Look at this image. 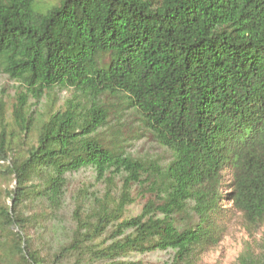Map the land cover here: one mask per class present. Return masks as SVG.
<instances>
[{
    "label": "trees",
    "instance_id": "1",
    "mask_svg": "<svg viewBox=\"0 0 264 264\" xmlns=\"http://www.w3.org/2000/svg\"><path fill=\"white\" fill-rule=\"evenodd\" d=\"M0 79V264H198L224 199L264 224V0H0Z\"/></svg>",
    "mask_w": 264,
    "mask_h": 264
},
{
    "label": "rangeland",
    "instance_id": "2",
    "mask_svg": "<svg viewBox=\"0 0 264 264\" xmlns=\"http://www.w3.org/2000/svg\"><path fill=\"white\" fill-rule=\"evenodd\" d=\"M13 84L0 79V101L3 99L6 102V117L9 115V106L13 101L12 97ZM64 93H55L51 95L49 101L55 105V107L61 105L64 97ZM117 117V115H114ZM112 119L114 128H111L107 135L110 138L112 134L117 131L118 138L124 140L126 150L138 157H157L159 159H165L167 154L159 148L153 140L136 129L132 124V119L126 116L122 117L120 124H116V119ZM114 139V138H113ZM5 164H0V205H9V200L5 197V189H12L14 182L9 179L4 171ZM90 172H82L72 177L74 186H80L82 184H88L92 182ZM221 196L227 195V190L220 191ZM146 201L145 199L138 198L133 207H131V213H137L141 206ZM221 206L224 209H228L227 219L224 227V232L220 238V241L214 247H211L204 252L198 258V264H238L239 258L244 255L257 256L260 252L262 235L264 232V224L256 229L250 228L246 225L240 213L231 208V205L225 201L221 202ZM147 259L151 261L162 260L163 256L153 255Z\"/></svg>",
    "mask_w": 264,
    "mask_h": 264
}]
</instances>
